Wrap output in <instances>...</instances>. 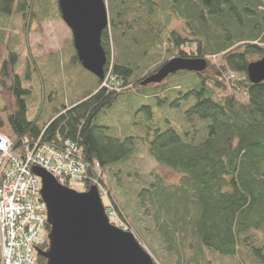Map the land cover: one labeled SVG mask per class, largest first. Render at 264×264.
Listing matches in <instances>:
<instances>
[{"label":"trees","instance_id":"1","mask_svg":"<svg viewBox=\"0 0 264 264\" xmlns=\"http://www.w3.org/2000/svg\"><path fill=\"white\" fill-rule=\"evenodd\" d=\"M104 1V79L84 70L92 84L83 94L62 106L44 96L28 117L30 90L22 83L32 78V63L44 59L29 56L25 39L32 23L61 19L57 0H0V49L5 44L6 50L0 52V113L14 139L11 154L73 143L85 164V187L105 189L112 211L125 229L135 228L155 264H220L225 258L264 264V82L251 84L246 73L264 54V0ZM172 20L191 38L172 29ZM70 54L80 66L75 51ZM177 58L206 66L142 85ZM230 74L238 76L235 83ZM145 117L155 132L138 139L145 140L150 160L178 180L154 173L139 188L124 189L118 179L136 158L137 137H112L104 121L137 126ZM143 220L150 234L140 227ZM37 264L45 260L38 257Z\"/></svg>","mask_w":264,"mask_h":264},{"label":"water","instance_id":"2","mask_svg":"<svg viewBox=\"0 0 264 264\" xmlns=\"http://www.w3.org/2000/svg\"><path fill=\"white\" fill-rule=\"evenodd\" d=\"M57 6L61 20L71 32L80 66L102 80L106 54L101 36L108 27L105 1L57 0ZM205 66L203 60L172 59L142 84H158L180 71L201 72ZM246 73L251 84L264 82V55L250 63ZM32 172L40 179V194L47 212V248L37 251L45 264H155L131 233L110 223L96 186L78 193L39 167Z\"/></svg>","mask_w":264,"mask_h":264},{"label":"rangeland","instance_id":"3","mask_svg":"<svg viewBox=\"0 0 264 264\" xmlns=\"http://www.w3.org/2000/svg\"><path fill=\"white\" fill-rule=\"evenodd\" d=\"M9 24H11L12 28V22H9ZM170 27L177 31L181 37L185 39L191 38L181 23L172 20ZM70 40H72L71 32L61 19L57 21L45 20L40 24L32 23L28 28L25 39V47L29 56H31L32 59H44L43 62L39 61L37 65L35 64V67L32 63L31 69L36 68V70H31L32 78H26L22 83L24 88L30 90V94L26 97V102L28 104V117H31L33 113L37 111L38 105L41 104L44 96L50 95V97L55 100L54 104L56 106H62L63 104L70 102V100L78 98L88 87L91 86L92 82L90 81L88 74H86L76 62L71 61L72 59L70 53L73 54L74 49ZM3 46L5 47V44ZM3 46L1 47L0 52L2 55H5L6 50H4ZM17 67L20 71L23 70L24 63H20L16 66V68ZM229 78L234 83L238 80V76L235 74H230ZM86 80H89L88 85L83 84ZM237 95L241 97L242 94L239 92ZM3 104L4 100L0 96V106ZM0 117L4 121V126L0 128V132L11 136L12 134L7 124L5 114L0 113ZM120 119L106 120L105 118L104 124L111 130L108 134L112 137H137V142L134 147V150L136 151V158L134 161L129 162L127 166L122 168L123 174L120 179H118V182L121 183L124 189H126V187L131 190L139 188L140 185L152 181L154 173L161 176V178L166 182H176L179 175L175 174L171 170L156 165L154 163L155 161L146 153V147L143 145L145 140L138 139L139 137H146V140L152 139L155 132L152 127V118L145 117L141 119L137 122V126L131 124L130 121H120ZM12 140L14 141L13 138ZM141 144L144 152L141 151ZM129 171L134 174L133 178L128 177L127 173H125ZM79 191L85 190L79 189ZM102 203L105 206L106 215L108 216L110 223L125 232L131 233L140 244L139 233L134 230L135 228L133 231H131V228L129 227L128 230L125 229L127 228L126 223L116 217V213L112 211V208L110 207L111 205L108 197L106 198L105 204L104 201H102ZM139 223L140 227H142L147 234L152 232V227H149L146 220L140 221ZM153 241H156V238H154ZM140 245L142 246V244ZM142 247L152 257L153 261L157 262L150 252L144 246ZM161 252H163V250ZM161 255L163 256L162 253ZM232 261L233 259L225 258L220 260V264H232Z\"/></svg>","mask_w":264,"mask_h":264},{"label":"built area","instance_id":"4","mask_svg":"<svg viewBox=\"0 0 264 264\" xmlns=\"http://www.w3.org/2000/svg\"><path fill=\"white\" fill-rule=\"evenodd\" d=\"M12 145L0 132V264H37L36 251L45 244L48 228L40 181L32 169L42 168L65 186L83 189L85 164L69 141L61 148L45 144L20 156L11 154ZM94 168L99 169L97 163Z\"/></svg>","mask_w":264,"mask_h":264}]
</instances>
